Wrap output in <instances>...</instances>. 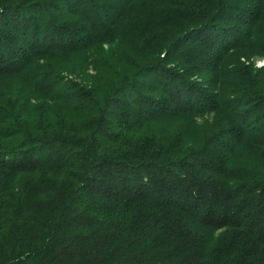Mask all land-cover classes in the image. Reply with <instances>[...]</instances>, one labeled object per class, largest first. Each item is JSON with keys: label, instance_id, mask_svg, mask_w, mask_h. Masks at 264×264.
<instances>
[{"label": "trees", "instance_id": "obj_1", "mask_svg": "<svg viewBox=\"0 0 264 264\" xmlns=\"http://www.w3.org/2000/svg\"><path fill=\"white\" fill-rule=\"evenodd\" d=\"M256 58L264 0H0V264H264Z\"/></svg>", "mask_w": 264, "mask_h": 264}, {"label": "rangeland", "instance_id": "obj_2", "mask_svg": "<svg viewBox=\"0 0 264 264\" xmlns=\"http://www.w3.org/2000/svg\"><path fill=\"white\" fill-rule=\"evenodd\" d=\"M243 59V58H242ZM264 64V59L263 58H256L254 60V66L255 67H259L262 66Z\"/></svg>", "mask_w": 264, "mask_h": 264}]
</instances>
